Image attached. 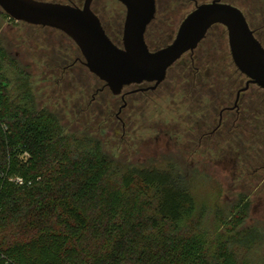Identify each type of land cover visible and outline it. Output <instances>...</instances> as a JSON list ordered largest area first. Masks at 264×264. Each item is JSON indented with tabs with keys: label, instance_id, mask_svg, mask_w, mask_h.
Segmentation results:
<instances>
[{
	"label": "trees",
	"instance_id": "trees-1",
	"mask_svg": "<svg viewBox=\"0 0 264 264\" xmlns=\"http://www.w3.org/2000/svg\"><path fill=\"white\" fill-rule=\"evenodd\" d=\"M195 189L174 163L128 166L67 134L0 42V264H264L248 196L226 209Z\"/></svg>",
	"mask_w": 264,
	"mask_h": 264
},
{
	"label": "flooded vegetation",
	"instance_id": "flooded-vegetation-1",
	"mask_svg": "<svg viewBox=\"0 0 264 264\" xmlns=\"http://www.w3.org/2000/svg\"><path fill=\"white\" fill-rule=\"evenodd\" d=\"M166 1L169 3V8L158 11V0H156L155 18L144 35L145 43L151 52L167 47L176 39L182 23L178 29L173 30L171 24L173 15L171 16L169 12L178 10L173 8L177 5L190 4L194 5L196 10L202 4L218 0L207 3H200L201 0ZM219 1L239 9L255 38L264 46V10H262L264 2L261 0ZM50 3L83 9L86 0ZM121 4L118 0H92L90 7L99 18L107 36L119 48H123L127 12L125 6ZM26 25L32 29H51L61 32L43 26ZM217 27L222 30L216 29ZM112 31L114 35H111ZM51 65H56L63 71L64 76L67 74L72 80L78 81V86L82 89H77V93H90L92 104H96L100 96L105 97V93H109L113 99L102 104V111L107 114L109 124L114 127L116 134H121L120 138L124 142L125 135H128L131 140L134 137L137 139L139 118L144 117L149 123L160 124L163 128L161 134L174 141L181 155L184 149L186 155L208 153L211 160L215 161L217 147L222 150L225 148L228 152L225 158L234 162L240 161L244 167H248L249 164L245 165L248 157L247 145H264V90L255 84H248L249 79L236 67L231 54L228 31L223 25H214L195 50L183 54L167 70L165 79L159 84L157 82L133 83L124 86L118 93L113 92L106 82L88 69L86 60L77 45L75 50L67 48L55 52L51 56ZM78 67H82L83 71L78 72ZM231 69L232 73H230ZM260 151L261 153L256 155L257 160L264 159L263 147ZM170 159L172 160L168 163L183 167L182 161L180 163L175 158L170 157ZM257 172H264V165ZM263 182L264 178H261L258 188Z\"/></svg>",
	"mask_w": 264,
	"mask_h": 264
},
{
	"label": "rangeland",
	"instance_id": "rangeland-1",
	"mask_svg": "<svg viewBox=\"0 0 264 264\" xmlns=\"http://www.w3.org/2000/svg\"><path fill=\"white\" fill-rule=\"evenodd\" d=\"M44 1L66 3V0ZM203 2L211 0H201L200 3ZM157 3L158 11L169 8L166 0H158ZM173 9H178L176 12H169L173 15L171 24L175 30L194 10V5H177ZM216 29L222 30L218 27ZM113 32L111 35H114ZM0 42L30 74L38 108L52 112L67 134H84L96 138L102 143L108 156L128 166L160 169L165 168L172 160L170 157L180 163L182 161L184 165L180 169L189 179L195 181L194 192L203 205L217 203L229 209L237 204L241 195L250 196L247 226L256 227L264 233V182L258 188L264 172H257L264 165V159H256L264 145H247L248 157L245 165L249 164L248 167H244L240 161L234 162L225 158L228 153L225 148L222 150L217 147L215 161L211 160L208 153L192 156L186 155L184 149L181 155L174 141L161 134L163 128L160 124L149 123L144 117L139 118L137 139L134 137L131 140L125 135L124 142L120 138L121 134H116L114 127L109 124L107 114L102 111V104L113 99L109 93H105V97L100 96L96 104H92L90 93H77V89H82L79 88L78 81L72 80L67 74L64 76L63 71L56 65H51V56L55 52L67 48L76 49L75 43L66 34L18 24L11 21L0 8ZM79 71H83V68L78 67ZM232 72L231 69L230 73ZM11 176L15 179L19 175L15 171ZM259 255L264 257V244Z\"/></svg>",
	"mask_w": 264,
	"mask_h": 264
},
{
	"label": "water",
	"instance_id": "water-1",
	"mask_svg": "<svg viewBox=\"0 0 264 264\" xmlns=\"http://www.w3.org/2000/svg\"><path fill=\"white\" fill-rule=\"evenodd\" d=\"M126 8L123 48L107 36L91 11L92 0L83 9L36 0H0V8L12 20L53 28L65 33L80 49L88 69L118 93L133 83L165 79L167 70L183 54L193 51L214 25L227 28L236 67L264 90V46L255 38L243 13L219 0L202 4L182 22L177 37L165 48L151 52L145 43L147 27L156 15V0H118Z\"/></svg>",
	"mask_w": 264,
	"mask_h": 264
},
{
	"label": "built area",
	"instance_id": "built-area-1",
	"mask_svg": "<svg viewBox=\"0 0 264 264\" xmlns=\"http://www.w3.org/2000/svg\"><path fill=\"white\" fill-rule=\"evenodd\" d=\"M20 179H18V181H19Z\"/></svg>",
	"mask_w": 264,
	"mask_h": 264
}]
</instances>
